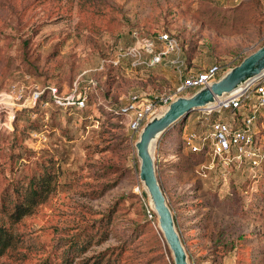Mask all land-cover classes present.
<instances>
[{
	"label": "rangeland",
	"instance_id": "1",
	"mask_svg": "<svg viewBox=\"0 0 264 264\" xmlns=\"http://www.w3.org/2000/svg\"><path fill=\"white\" fill-rule=\"evenodd\" d=\"M219 8L241 14L223 27ZM134 31L175 36L183 75L225 66L264 44V0H0V224L19 235L0 264H174L157 215L148 218L135 191L140 185L148 198L138 136L114 110L134 94L167 93L180 75L168 62L115 64ZM84 90L82 108L51 101ZM196 114L170 126L153 149L189 264H264V199L256 197L264 162L253 177L188 151L182 135L196 129ZM257 114L264 134V108ZM46 169L56 172L54 191L11 223L15 191Z\"/></svg>",
	"mask_w": 264,
	"mask_h": 264
},
{
	"label": "built area",
	"instance_id": "2",
	"mask_svg": "<svg viewBox=\"0 0 264 264\" xmlns=\"http://www.w3.org/2000/svg\"><path fill=\"white\" fill-rule=\"evenodd\" d=\"M131 36L132 44L126 49H120L115 64L122 57L127 58L132 67H153L168 62L180 75L178 84L167 93L152 98L134 94L127 103L120 106L133 138L138 136L150 117L161 112L178 96H187L191 90L195 91L215 81L226 71L227 65L213 64L201 71L183 75L185 63L181 57L179 40L175 36L169 32H161L156 37H144L137 31ZM49 90L51 95L56 92L55 88ZM42 93L43 89L34 93L30 106L36 104ZM64 100L51 98L52 102L64 108H82L85 105V95L81 93H72ZM216 100L212 105L197 110L196 129L184 131L182 135L184 147L192 153L207 155L212 165L216 161L233 171L248 168L255 177L257 169L264 162V134L256 126L263 121L257 113L264 108V74ZM224 112L229 114L221 117L220 114ZM212 115H216L215 118H211ZM135 191L141 195L148 218L155 219L156 214L144 191H141V186L137 185Z\"/></svg>",
	"mask_w": 264,
	"mask_h": 264
},
{
	"label": "water",
	"instance_id": "3",
	"mask_svg": "<svg viewBox=\"0 0 264 264\" xmlns=\"http://www.w3.org/2000/svg\"><path fill=\"white\" fill-rule=\"evenodd\" d=\"M263 74L264 44L228 68L209 85L196 89L190 95L175 98L161 112L150 117L138 134L134 146L139 160V179L157 215L158 228L174 264H189V261L172 210L157 178L153 155L155 143L170 126L184 119L190 112L212 104L217 98L244 87Z\"/></svg>",
	"mask_w": 264,
	"mask_h": 264
},
{
	"label": "trees",
	"instance_id": "4",
	"mask_svg": "<svg viewBox=\"0 0 264 264\" xmlns=\"http://www.w3.org/2000/svg\"><path fill=\"white\" fill-rule=\"evenodd\" d=\"M219 10H220L219 11L220 13L217 14L216 17H218L217 21L220 20L223 27L232 26L231 22L233 18H237L241 14V11L239 10V8H226V9L219 8ZM152 37H156V35ZM132 41H133V38L131 37L128 45H130ZM243 58L244 57H241L240 59L233 61L231 64H228L227 66H225V70L238 64ZM84 92L86 93V91L84 90L83 93L81 92V94L85 95V104H86V102L88 101V96ZM192 92L193 91L191 90L189 92V95ZM42 99L43 97H41V100ZM53 105L59 109H62V108L64 109V107L58 106L55 103H53ZM114 113L124 116V114L120 111V106H118L114 110ZM262 176H263V179L261 181V185L264 186V182H263L264 173ZM55 178H56V172L52 171L51 169L50 170L46 169L42 173H39L37 175L34 174L29 179L27 185L24 188L18 189L17 191H15L14 204H13L12 209L8 212V218L10 222L17 223L23 217L34 213L36 207L40 203L44 202L48 198V196L54 191ZM262 188L264 189V187H261L260 195L257 193L258 195H256V197L258 196V198L264 199V193H263L264 190ZM18 242H19V235L18 234L16 235V233H14L11 230V228L6 227L3 224H0V258L6 255L8 252L14 251V249L17 248ZM86 261L87 260L82 261L81 264H86ZM1 264H4V263H1ZM39 264H47V261H43L42 263H39ZM92 264H98V262L96 261Z\"/></svg>",
	"mask_w": 264,
	"mask_h": 264
},
{
	"label": "bare ground",
	"instance_id": "5",
	"mask_svg": "<svg viewBox=\"0 0 264 264\" xmlns=\"http://www.w3.org/2000/svg\"><path fill=\"white\" fill-rule=\"evenodd\" d=\"M216 101H217V100H216ZM213 103H214V102H213ZM213 103H212V104H213ZM212 104H210V105H212ZM210 105H208V106H210Z\"/></svg>",
	"mask_w": 264,
	"mask_h": 264
},
{
	"label": "crops",
	"instance_id": "6",
	"mask_svg": "<svg viewBox=\"0 0 264 264\" xmlns=\"http://www.w3.org/2000/svg\"><path fill=\"white\" fill-rule=\"evenodd\" d=\"M192 73V72H191ZM193 73H195V72H193Z\"/></svg>",
	"mask_w": 264,
	"mask_h": 264
}]
</instances>
